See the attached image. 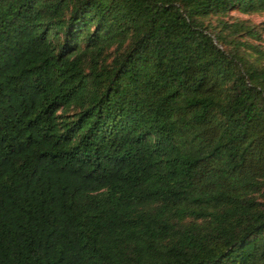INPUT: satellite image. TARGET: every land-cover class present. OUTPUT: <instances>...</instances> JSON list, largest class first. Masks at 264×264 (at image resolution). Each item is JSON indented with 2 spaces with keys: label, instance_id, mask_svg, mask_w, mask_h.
<instances>
[{
  "label": "trees",
  "instance_id": "trees-1",
  "mask_svg": "<svg viewBox=\"0 0 264 264\" xmlns=\"http://www.w3.org/2000/svg\"><path fill=\"white\" fill-rule=\"evenodd\" d=\"M264 0H0V264H264Z\"/></svg>",
  "mask_w": 264,
  "mask_h": 264
},
{
  "label": "rangeland",
  "instance_id": "rangeland-1",
  "mask_svg": "<svg viewBox=\"0 0 264 264\" xmlns=\"http://www.w3.org/2000/svg\"><path fill=\"white\" fill-rule=\"evenodd\" d=\"M229 14L238 18H245L251 22H260V24L264 25V10L262 11H253L248 13L238 12V11H230ZM261 36L264 37V27L261 29ZM264 45V41H263Z\"/></svg>",
  "mask_w": 264,
  "mask_h": 264
}]
</instances>
